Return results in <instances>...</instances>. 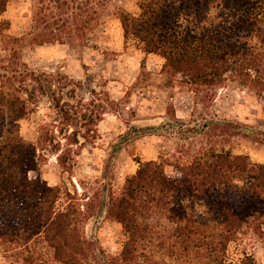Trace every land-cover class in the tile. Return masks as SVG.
Returning a JSON list of instances; mask_svg holds the SVG:
<instances>
[{
	"label": "trees",
	"instance_id": "trees-1",
	"mask_svg": "<svg viewBox=\"0 0 264 264\" xmlns=\"http://www.w3.org/2000/svg\"><path fill=\"white\" fill-rule=\"evenodd\" d=\"M83 1V6L62 2L66 8L59 14L49 5L39 8L33 42L66 43L80 36L89 42L99 7L111 0ZM8 2L0 0V17ZM73 8L80 13L71 15V23ZM113 14L125 41L134 38L144 53L162 57L166 82L189 89L202 104L228 80L264 99V0H141L137 13L120 8ZM9 26L0 22L3 49L15 56L3 58L7 63L0 73V257L5 264H257L247 253L230 262L229 246L246 226L264 234V163L218 146L223 137L242 134L231 130L240 126L202 114L176 120L182 127L177 132L190 141L187 161L140 162L122 188L109 193L107 215L126 233L121 251L106 253L90 240L85 210L70 200L58 206L61 187L44 179L42 164L55 154L66 165L95 142L98 123L121 103L99 85L91 86L93 78L31 69L19 60L24 36L8 34ZM37 94L38 111L45 108L48 118L39 126L38 146L20 131ZM254 133L244 135L264 143V131Z\"/></svg>",
	"mask_w": 264,
	"mask_h": 264
},
{
	"label": "rangeland",
	"instance_id": "rangeland-1",
	"mask_svg": "<svg viewBox=\"0 0 264 264\" xmlns=\"http://www.w3.org/2000/svg\"><path fill=\"white\" fill-rule=\"evenodd\" d=\"M51 1L9 0L0 22L10 24L8 34L24 36L19 60L31 69L61 71L81 81L93 78L91 86L99 85L121 103L117 111L107 113L98 123L95 142L72 155L66 165L55 154L42 164L44 179L61 187L58 206L70 200L85 210V234L106 253L117 255L126 239L122 226L107 215L109 193L122 188L126 176L135 172L140 162L189 159L190 141L177 132L182 127L176 120L189 121L202 114L238 124L239 128L231 130L242 134L223 137L217 141L218 146L264 163V143L244 135L264 131V99L250 87L232 80L218 88L214 99L205 104L189 89L169 85L162 72L163 58L144 53L134 38L126 42L120 21L113 14L120 8L137 13L141 0H111L106 7L100 6L99 22L89 42L80 36L66 43H35L30 32H38L34 29L39 8L49 5L59 14L66 8L62 2L67 1L69 6L84 4L83 0ZM58 5H62L61 9H56ZM68 12L72 23L71 15L80 10L73 8ZM82 18L79 17V22ZM4 44L0 39V73L3 58L12 61L15 58L10 56L12 51L3 49ZM29 108L20 121V131L26 140L38 146L39 126L48 121L46 109L38 111V94L29 102ZM166 171L171 172V166L167 165ZM244 253L253 255L257 264H264V234L244 227L229 246L230 262H236ZM0 264H5L1 257Z\"/></svg>",
	"mask_w": 264,
	"mask_h": 264
},
{
	"label": "crops",
	"instance_id": "crops-1",
	"mask_svg": "<svg viewBox=\"0 0 264 264\" xmlns=\"http://www.w3.org/2000/svg\"><path fill=\"white\" fill-rule=\"evenodd\" d=\"M149 54H152V53H149ZM149 54H148V55H149Z\"/></svg>",
	"mask_w": 264,
	"mask_h": 264
}]
</instances>
